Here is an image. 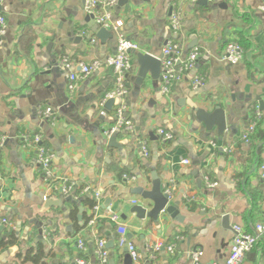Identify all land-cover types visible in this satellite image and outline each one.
Wrapping results in <instances>:
<instances>
[{
	"label": "crops",
	"instance_id": "obj_1",
	"mask_svg": "<svg viewBox=\"0 0 264 264\" xmlns=\"http://www.w3.org/2000/svg\"><path fill=\"white\" fill-rule=\"evenodd\" d=\"M174 7L182 15L178 33L169 26ZM1 10L6 32L0 37V135L6 136V142L0 151V219L9 221L4 228L17 241L0 246V264H23L18 254L35 252L39 246L45 264H77L79 258L93 263L97 239L113 240L109 263L123 264L115 227L103 207L107 199L127 226L128 239L142 254L145 246H165L175 237L182 238L173 254L160 251L153 264H191L193 249L202 250L201 263L222 264L233 238L232 227L250 231L264 222V181L259 170L264 163L263 0H214L206 6L183 0H129L112 10L113 19L123 23V35L139 45L138 52L158 57L169 39L179 41L184 54L197 49L195 73L204 79L197 91L187 77L173 86L168 97L162 96L160 79L147 75L138 83L132 54L126 111L132 129L118 134L120 149L108 148L104 134L115 124V104L110 109L102 105L113 88L111 70L101 69L78 82L71 93L67 74L58 66L63 57L89 63L114 54V33L110 31L113 41L102 43L95 38L82 0H2ZM230 41L244 50L237 65L223 60ZM260 102L263 120L245 142L242 136ZM216 106L229 118L222 135L215 127L207 130L193 112V107L210 112ZM40 107L54 111L53 123L39 119ZM159 129L169 131L173 139L162 143ZM35 134L42 135V145L54 155L53 167L60 174L82 188L103 191L101 212L92 228L87 227L90 208L82 203L86 218L82 227L78 212L75 218L72 215V203L45 207L49 200L65 198L48 193L43 201L46 184L35 164L36 149L22 139ZM143 142L147 156L141 149ZM184 160L189 164H183ZM123 175L135 180L123 184ZM153 176L164 193L172 192L167 206L179 202L175 218L162 212L154 221L131 212L133 200L147 210L152 208L151 201L132 191L151 190ZM205 178L217 187L208 188ZM224 219L228 228H223ZM38 227L49 234L46 239H38ZM5 229H0V239ZM78 239L85 245L84 253L77 248ZM242 264H264L262 245L247 254Z\"/></svg>",
	"mask_w": 264,
	"mask_h": 264
},
{
	"label": "built area",
	"instance_id": "obj_2",
	"mask_svg": "<svg viewBox=\"0 0 264 264\" xmlns=\"http://www.w3.org/2000/svg\"><path fill=\"white\" fill-rule=\"evenodd\" d=\"M119 0H85L84 12L87 16H92L94 23L99 28L106 29L114 33L116 37V51L114 54L105 58L95 59L89 63L78 62L70 59L69 57H63L58 66L64 70L67 74V90L74 92L77 88V84L89 78L92 74L98 72L101 69H110L114 84L113 88L105 94L102 101L104 105L108 100L112 99L115 104V124L111 129L106 131L105 137L108 139L110 136L120 134L124 131H130L132 124L126 116L127 111V98L129 96V87L127 83V77L132 72L134 67V60L132 52H138L140 47L137 43L129 40L121 32L123 23L120 20H114L112 17V10L118 6ZM185 3L195 5L201 0H183ZM207 3H212L214 0H205ZM0 0V37L6 32V19L1 10ZM264 3V0H263ZM169 26L173 33H178L182 28V15L180 10L173 8L169 17ZM92 42H95L93 39ZM244 57V50L242 46L236 41H230L226 44L223 60L230 65L239 64ZM199 58V52L197 49H193L188 54L183 53L182 45L175 39H169L164 44L160 57L158 59L161 63L160 72V93L162 96L168 97L171 94L173 86L180 84L187 77L191 79V88L193 91H197L204 86V79L195 73L196 64ZM37 115L43 122L53 123L55 113L49 108H38ZM263 120L261 111L256 108L253 113V119L249 123L246 132L243 134L242 139L248 142L250 136H252L259 124ZM159 140L162 143L173 139V135L164 129L157 131ZM22 139L26 144L34 146L36 149L35 164L43 175V180L46 184V194L43 196V201L48 199V193L57 194L62 198L71 197L74 200H79L81 197H89L95 201V205L90 208V216L87 222V227L92 228L98 221L99 214L101 212V201L103 198V191L93 189L90 186H86L78 189L77 183L70 179L68 176L60 174L53 167L54 155L42 145L43 137L41 134H35L33 136L23 135ZM6 142V136L0 135V151L4 147ZM213 148H217L216 143L210 142ZM141 149L144 156L148 155L145 143H141ZM183 164L188 165L189 161H182ZM260 179L264 181V163L259 167ZM123 184H127L135 180L133 176H122ZM205 184L208 188L217 187L216 182H210L205 178ZM165 194L171 197V190H167ZM132 205L142 206L137 200H133ZM104 207V206H103ZM146 208V207H145ZM104 211L107 214L108 220L114 225L116 240L115 244L118 249L127 248L132 264H145L146 261L153 264L156 260V256L160 251H166L169 254H173L177 249V245L182 240L181 237H175L174 240L166 244L161 243L145 246V254H142L135 245L128 239L127 226L121 220L120 214L114 212L110 207H104ZM9 225V221L6 218L0 219V229ZM233 238L230 243L229 252L222 264H242L246 255L252 252L259 244L264 249V222L255 224L250 231L243 229L242 227L235 225L232 227ZM47 232H42V236L46 239L48 237ZM107 242L105 239H97L95 244L94 262L79 258L77 264H110L109 263V250L106 248ZM77 248L81 253L85 252V245L81 239L77 241ZM202 250L193 249L189 252V258L191 264H203L201 263ZM217 264V263H211Z\"/></svg>",
	"mask_w": 264,
	"mask_h": 264
},
{
	"label": "water",
	"instance_id": "obj_3",
	"mask_svg": "<svg viewBox=\"0 0 264 264\" xmlns=\"http://www.w3.org/2000/svg\"><path fill=\"white\" fill-rule=\"evenodd\" d=\"M85 0H82V3L84 4ZM129 0H119L118 1V7H123L127 4ZM198 5H207V2L205 0H201L197 3ZM87 21H89L91 33L94 34L95 38H97L100 42L105 43L107 40H114V35L103 28H99L94 21L92 16L87 17ZM79 41H81V37L78 38ZM195 47V45L192 46V48ZM51 48V44H49L47 50L49 51ZM131 54L135 55L136 58V64L138 67L137 71V80L139 84H142L144 79L147 77V75L150 76L152 80H159L160 79V72H161V63L157 56L151 55L149 53L144 52H132ZM160 57V56H159ZM53 60H56L55 56H52ZM114 104V101L112 99L108 100L105 103V108L110 109ZM261 102L259 104V110L262 111ZM193 112L195 114L196 119L198 122L204 125V127L207 130H212L213 127L217 129V133L219 135H222L225 130L228 128V122L229 118L227 117L225 110L221 108L220 106H216L214 110L212 111H206L202 108L193 107ZM118 134L112 135L107 139V147L108 148H115L120 149V146L117 145L116 139ZM155 140L157 139L154 138ZM152 188L149 191H145L140 187L135 188L132 191V194L140 196L145 201H151L153 203V206L150 210H147V208L142 206H133L131 208V212L135 213L138 218L144 219L149 218L154 221L158 220V217L160 213L165 212L168 214L171 218H175L178 213L176 211L175 206L179 204V202H175L171 206H167L169 202V197L162 191V184L160 180L157 178V176L152 177ZM69 202L73 205H76L78 207V215H77V221L78 225L80 227L83 226V216H84V208L81 206L82 199L74 200L71 197H67L60 201H48L46 202V208H51L53 206H61L62 203ZM110 199H107L104 202V207H108L110 205ZM227 219H224L223 228H228V224L225 223ZM38 239H43L42 236V229L38 227ZM68 230H71V227H68ZM106 248L108 250H112L114 248V242L113 240H110ZM122 253L124 256L123 264H132L131 258L129 256L127 248L122 249ZM145 264H152L149 261H146V257L144 256ZM114 264V263H111Z\"/></svg>",
	"mask_w": 264,
	"mask_h": 264
},
{
	"label": "trees",
	"instance_id": "obj_4",
	"mask_svg": "<svg viewBox=\"0 0 264 264\" xmlns=\"http://www.w3.org/2000/svg\"><path fill=\"white\" fill-rule=\"evenodd\" d=\"M82 187L79 186L78 189L76 190L75 193L78 194V192L80 191ZM82 199V204L85 207L88 208H92L95 205V201L92 198L89 197H82L80 198ZM78 212V207L76 205H73V209H72V215L75 218L76 214ZM85 218V216H84ZM86 220V218H85ZM84 223V221H83ZM5 229V228H3ZM17 241L16 236L14 235V233L7 231L6 229L4 230V234H3V238L0 239V246H6V245H12ZM19 259H21L22 263H31V264H45L43 261V257H44V252H43V248H41L40 246L37 248V250L34 252L33 249H29L28 251H26V253H24L23 255L18 254L17 256Z\"/></svg>",
	"mask_w": 264,
	"mask_h": 264
}]
</instances>
